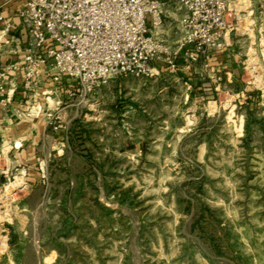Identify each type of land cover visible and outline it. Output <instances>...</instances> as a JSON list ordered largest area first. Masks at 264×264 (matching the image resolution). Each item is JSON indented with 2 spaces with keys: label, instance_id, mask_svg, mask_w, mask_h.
Returning <instances> with one entry per match:
<instances>
[{
  "label": "rangeland",
  "instance_id": "374dc122",
  "mask_svg": "<svg viewBox=\"0 0 264 264\" xmlns=\"http://www.w3.org/2000/svg\"><path fill=\"white\" fill-rule=\"evenodd\" d=\"M248 13L227 74L117 78L69 100L65 149H0V264H264V0Z\"/></svg>",
  "mask_w": 264,
  "mask_h": 264
},
{
  "label": "built area",
  "instance_id": "2783aa9c",
  "mask_svg": "<svg viewBox=\"0 0 264 264\" xmlns=\"http://www.w3.org/2000/svg\"><path fill=\"white\" fill-rule=\"evenodd\" d=\"M252 0H26L19 13L28 37L24 56L0 66V106L11 109L22 90L32 105L22 115H47L48 126L65 129L54 110L36 97L61 95L85 100L117 78L157 77L164 65L177 75L201 62L208 72L215 56L225 55L232 35L250 18ZM173 5L171 15L167 8ZM14 23L0 6V52L13 38ZM254 31V30H252ZM240 32V33H239ZM154 65V66H153ZM44 80L52 88L41 93ZM55 104V103H54ZM15 112V111H14ZM20 113V112H18ZM22 145H14L16 149Z\"/></svg>",
  "mask_w": 264,
  "mask_h": 264
},
{
  "label": "crops",
  "instance_id": "0c3cea01",
  "mask_svg": "<svg viewBox=\"0 0 264 264\" xmlns=\"http://www.w3.org/2000/svg\"><path fill=\"white\" fill-rule=\"evenodd\" d=\"M26 0H0V6L3 8L4 15L7 19L14 23L13 38L9 45H5L3 52H0V66H5L12 62L20 60L24 56V50L28 43V37L24 26L19 19V13L24 8ZM167 11L172 14L175 10L173 5L167 8ZM231 49L225 55L219 56L223 62L217 67L213 68L215 72H225L226 74L231 71L230 65L224 58L231 56ZM204 68L195 67L191 72H186L180 68L177 76L185 81L186 85L193 84L194 75L197 72L204 73ZM162 72H168L166 68L162 69ZM169 73V72H168ZM196 79V78H195ZM43 89L41 93L52 88V84L49 81L44 80ZM69 92L66 88H63V93L52 98L43 97L42 94L38 95L36 99L37 105H42L46 109L47 102L52 104L54 110H58L59 107H55L56 103L62 102L63 106H67L62 112V120L65 123V129L57 130L56 127L48 126V117L45 113H42L39 117L21 116L32 105L31 102L27 103L28 96L22 90H20L16 97L14 105L11 109H6L0 106V149L2 150L7 146L11 151L17 153L19 159L28 155V161L37 160V154L41 151H56L57 149H65L66 142L69 139ZM55 103V104H54ZM15 111V112H14ZM20 112V113H18ZM22 145L16 149L15 144ZM25 158V157H24ZM23 158V159H24ZM24 163L26 161H23Z\"/></svg>",
  "mask_w": 264,
  "mask_h": 264
},
{
  "label": "bare ground",
  "instance_id": "6f19581e",
  "mask_svg": "<svg viewBox=\"0 0 264 264\" xmlns=\"http://www.w3.org/2000/svg\"><path fill=\"white\" fill-rule=\"evenodd\" d=\"M6 151V150H5ZM7 152V151H6ZM6 152H5V154H6ZM8 153V152H7Z\"/></svg>",
  "mask_w": 264,
  "mask_h": 264
}]
</instances>
